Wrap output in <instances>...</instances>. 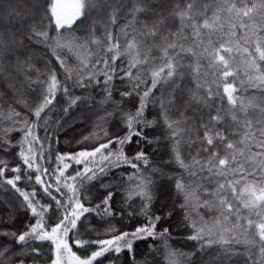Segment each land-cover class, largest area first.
Masks as SVG:
<instances>
[{
  "label": "snow or ice",
  "instance_id": "obj_1",
  "mask_svg": "<svg viewBox=\"0 0 264 264\" xmlns=\"http://www.w3.org/2000/svg\"><path fill=\"white\" fill-rule=\"evenodd\" d=\"M249 2L214 0V3L205 4L204 12L213 7L216 10L212 23L205 20L202 25L192 22L195 0L185 8L176 10V15L180 18L182 28H193L194 40L203 41V30H222L221 17L227 14L229 31L231 36H235L237 23L241 29H245V20H254L258 13H264V0L259 4L251 3V6H248ZM2 3L3 0H0ZM123 3L124 0H76L70 16L59 11L63 7L60 0H55L50 9H44L46 13H51L49 19L54 20L58 31L70 29L77 22L88 20L93 12L96 14L89 25L93 37L90 44L98 49L95 53L90 52V57L96 60V64L90 65L83 57L79 58L83 71L89 67L96 68V71L87 72V75L80 74L77 79H73L66 62L56 53L57 48L70 45L57 43L52 49V55L65 70L67 80L72 81L71 86L60 81L54 68L48 69L49 75L45 80L42 79L43 73L34 67L29 49L34 42L42 43L50 39L49 33L39 31L36 23H27L28 20L35 21V15L28 14L25 9H13L8 13V18L15 15L19 21L15 31L11 27L7 30L0 28V80L9 81L14 94L27 92L39 100L35 108L25 99L17 100V103L30 109V114H21L11 109L9 119L13 127L6 129L4 138L0 139V152L5 156L19 148L13 156V160L18 159L19 162L13 166L9 167L8 159L0 158V189L14 190L18 194L19 202L14 210L27 217L17 227V215L5 219L4 212L0 211V264H34L42 253L38 246L30 245L44 241L53 246L54 258L51 264H65L66 256L69 264H103L105 260L108 264H148L146 257L140 258L139 242L168 238L169 227H163L160 231L157 228L174 214L175 205L169 208V198L173 194L177 199L182 196L184 204L180 206L187 207L191 199L200 200L198 192L211 197L203 200L201 206L215 209L220 215L211 227L207 224L198 227L195 221L192 222L194 231L188 239L199 242V248L182 254L189 257L190 264H196L197 253L200 254L201 264H233L234 259L238 264H264V119L253 121L248 118L250 111H259L261 117H264V105L253 104L251 101L245 103L236 95L237 88L227 82L229 78L234 80L237 75L231 70L234 63L233 49L221 44L219 48L210 51L209 37V47L204 48V54L210 58L208 72L214 78L207 88L197 82L191 100L183 101L185 107H189L193 101L197 104L202 102L209 109L208 119L201 118L200 122L187 118L173 120L170 112L178 107L183 97V85L177 81H182L184 77L183 66L178 63L177 56L170 55V52L176 51L181 36L177 32L162 37V45H156L161 48V64L158 68L153 67L155 59L150 61L146 56L140 58L141 41L133 36L127 40L126 45H121L120 35L127 37L128 33L123 29L120 34L111 30L118 22L119 6ZM42 8L37 0L30 12L38 14ZM143 11L144 8L135 7L132 10L133 18ZM163 24L164 20L155 22L144 35L156 37ZM98 28L103 29L99 36L96 35ZM88 46V43L83 45L86 48ZM196 46L193 44L187 49L181 46V51L196 56ZM242 52L253 57L247 63L261 73L254 79L264 88V67L257 63V54L258 60L264 62V41L257 40L254 53L248 47H244ZM5 57H15V61L9 59L6 63ZM125 57L129 58L127 65H123ZM118 62L122 66L118 67ZM188 67L193 69L199 81L200 59L197 58L194 68L192 65ZM33 72L36 73L35 79L32 78ZM100 75L103 81L98 78ZM146 77H150V85ZM117 79L127 80L129 87L119 93V99H114ZM17 81H20L19 88L16 86ZM220 84H223L222 94ZM141 85H144L143 91ZM169 85L172 86L170 92L163 90ZM73 88L85 92L91 88L93 91L86 96L72 97ZM96 89L100 90L102 97L99 101L95 99ZM157 89H162L159 97L155 95ZM201 90L206 92V96L199 95ZM61 91L69 98L67 107L63 109L65 116L79 104H88L89 110L95 105V111H104V115L97 118L98 127L112 122L127 131L123 136L109 138L106 143L91 150L85 148L74 153L57 152L56 166L50 172V162L49 167H43L46 162L43 144L44 139L54 138V132H49L45 127L46 136L42 139L36 130L40 120H44L46 126L49 124L44 114L59 102L58 93ZM260 95L264 96V91ZM225 97L229 105L227 110L222 106ZM217 99L221 107L213 115L212 105ZM108 104L112 106L111 111L104 107ZM153 109L158 111L149 119L148 113ZM30 116L35 117L31 122ZM84 118H88L87 112ZM226 120L229 121L227 124L224 123ZM56 125L62 126L63 119L56 121ZM241 128L244 131L242 139L238 142L230 140L229 136L238 134ZM13 131L23 133L15 143L10 136ZM104 135L108 136L107 131ZM89 139L91 137H84V141ZM80 143L82 141H77V144ZM133 144L139 150L130 156L125 146ZM113 145L117 146L115 150L112 149ZM253 145L257 149L255 152L251 150ZM153 146L150 154L147 149ZM193 148L196 153L191 160H187ZM153 157L158 163H153ZM248 163L254 165L251 171L246 167ZM72 164L82 167L68 175ZM121 165L133 169L128 179L135 183L126 190L123 206L117 210L113 205L116 193L111 190L117 185L103 183V179L112 169ZM186 177H190L192 183H185ZM33 180L34 186L28 190ZM197 180L207 183H196ZM22 181H27L25 188L18 186ZM213 181L214 188L211 187ZM97 184L106 194L99 203L86 206L85 202L91 204V200L96 198L93 189ZM41 194L48 198V203L43 202ZM134 199L140 200L138 212L131 204ZM157 204L159 207H156ZM242 208L249 210L250 215L242 216ZM93 213L99 217L98 220H89L86 216ZM125 215L129 219L143 216L146 223L131 230H121L112 221L117 216L123 220ZM86 220L89 228L97 232V238L73 240L71 234L80 237V228ZM100 228L103 229L102 233ZM101 235L105 238H100ZM70 240L77 248L94 246L95 250L81 258L72 251ZM235 245H243V251L236 249ZM148 247L151 249L153 245ZM213 247H218L219 251L211 253L209 250Z\"/></svg>",
  "mask_w": 264,
  "mask_h": 264
},
{
  "label": "trees",
  "instance_id": "obj_2",
  "mask_svg": "<svg viewBox=\"0 0 264 264\" xmlns=\"http://www.w3.org/2000/svg\"><path fill=\"white\" fill-rule=\"evenodd\" d=\"M37 2V0H3V3L0 4V15L3 16V19L0 20V28L5 30L11 27L12 31H15V26L19 24V21L13 15L11 19L8 18V13L13 9H25L28 14L35 15V21L28 20V24L36 23L39 31H47L49 33L50 39L47 42L42 43H33L32 47L29 49V53L32 55V63L36 69L43 73L42 79H47L49 72L48 69H55L58 73V78L62 83L67 82L71 86L72 81L67 80V74L65 70L60 67L59 63L55 60L52 55V49L56 47L57 43L60 45H70L60 47L56 49L57 55H60L61 58L66 62L67 69L70 70L73 79H77L80 74L87 75V72L96 71V68L89 67L87 71L82 70V65L80 62V57H83L89 62L90 65H95L96 60L90 57V52L95 53L98 49L97 46L91 45L90 41L93 38L89 29L91 19L95 17V13L91 14V17L88 20H82L73 25L70 29L65 28L64 30L58 31L55 28L54 20H50V12H45L44 9H50L52 3L55 0H39V3L42 4L43 8L38 14L31 13L30 10L32 6ZM76 2V0H75ZM193 2V0H124V3L120 5L121 8L119 12L118 22L111 27V30L120 34L123 29L128 33L127 37L120 35L121 45H126L127 40L132 39L133 36L137 40L141 41V59H144L145 56L151 61L155 59L156 63L153 67H159L161 64L160 57L162 55L161 48L156 47V45H162V37L168 36L170 33H179L181 40L175 52H170V55H176L177 61L183 66V80H178L177 83H182L183 85V97L182 101L177 108H174L170 112V116L173 120H180L182 118L191 119L194 122H200L201 118L203 120L208 119L209 109L203 105V103L197 104L193 101L189 107H185L183 101L191 100V93L196 90V83L199 82L204 85L205 88L208 87V84L213 80V76L208 72V66L210 58L204 54V48L209 47V37L211 39V46L209 50L211 51L214 48H219L221 44L225 46H231L233 49V58L234 63L232 64L231 70L236 72L237 75L235 79L229 78L227 82L233 83L237 88L236 95L239 96L245 103L251 101L253 104L264 105V96L260 95L264 88L260 87V82L254 78L261 75V73L255 71L253 68L249 67L247 63L252 56H249L247 53H243L242 49L248 47L250 52H255V45L257 40L264 41V13H258L254 20H245L244 23L247 25V28L241 29L237 23L235 29V36H231L229 31L228 23L229 17L227 14H222L220 23L223 24L222 30L212 31L209 29H204L203 33L205 38L203 41L194 40V30L192 27H183L178 15H176V10L183 9L187 6L188 3ZM261 0H250L248 6H251V3L259 4ZM196 7L193 12V23L202 25L205 20H208L209 23H212L214 18L215 8H209L206 12L203 11L205 4L214 3V0H195ZM240 6V5H238ZM135 7H142L145 11L137 13L135 19L132 15V10ZM160 20H164V24L158 30V35L156 37H149L144 35L147 31L152 29V25ZM131 22V23H130ZM146 25V27H145ZM127 26V27H125ZM103 31L102 28H98L96 35L99 36ZM19 36V34L17 33ZM187 38V39H184ZM86 43L89 46L83 47ZM193 44L197 46L194 48L196 56H193L191 53L181 51V46L184 49L192 47ZM80 45L81 47H77ZM238 48L240 49L238 51ZM197 58L200 59V68L201 73L199 81L193 71L188 66L192 65L195 67ZM11 59L15 61V57H5V62ZM23 59V57H21ZM128 57L123 59V65H127ZM257 63L261 64V67H264V62L258 60L257 54ZM122 66L118 62V67ZM100 67V66H97ZM36 73H32V78L35 79ZM252 77L253 79H250ZM103 81V76L98 77ZM23 78L21 77L20 80ZM147 84L150 85V77H146ZM243 82V83H241ZM20 81L16 82L17 88H19ZM253 85H256L255 87ZM214 86V85H213ZM26 87V86H25ZM128 81H121L117 79L115 81V91L114 99H119V93L121 91L128 90ZM220 92L223 93V84H220ZM172 86H166L165 91L170 92ZM144 90V85H141V91ZM162 89L155 90V95L160 96ZM93 90L90 88L88 92H85L79 88H73L71 90V96H86ZM100 90L96 89L95 99L96 101L101 100V95L99 94ZM199 95L206 96V92L201 90ZM25 99L31 103L32 108H35L36 104L39 103V100L35 98L34 95H31L27 92H22L19 94H14L12 91V84L7 80H0V139L4 138L5 130L12 128L13 123L9 119L10 110L15 109L16 112L21 114H30V109H26L22 104L17 103L19 99ZM58 103L48 112L44 114L45 118L49 120V124L46 126L44 120L39 121V127L36 130V134L39 135L42 139L45 138L46 132L45 127L48 128L49 132H54V138L44 139L43 148L45 151V163L43 167H49V162L52 167L49 168L51 172L56 166V153H74L82 149L91 150L93 147L98 146L101 143H106L107 139L113 138L117 135L123 136L126 133V129H122V126L116 123L109 122L108 124H103L97 126V118L104 115V111H95V105L92 110H89L88 104H79L72 108V110L65 116L63 109L67 107L69 98L66 97L63 92L58 93ZM223 108L228 109L229 105L227 98L223 100ZM108 111L112 110L111 104L105 105ZM221 107V102L219 99L215 101L212 105V114H216V109ZM158 109H153L148 113L149 119L152 116L156 115ZM87 112V119L84 118V113ZM253 121L264 119L261 117L259 111H250L248 117ZM35 117L30 116V122L34 120ZM63 119V125L58 127L56 121ZM229 121L226 120L224 123L227 124ZM223 127V125H221ZM107 131L108 136L105 137L104 133ZM95 134V135H93ZM22 132L13 131L11 136V141L15 143L20 140ZM202 135V132H201ZM244 131L241 128L239 133L236 135L229 136V139L238 142L242 139ZM84 137H91V139L84 141ZM58 138V139H57ZM77 141H82V143L77 144ZM243 145H241L242 147ZM116 145L112 146V149H116ZM152 148H148L147 151L151 154L153 151ZM39 146H37V149ZM139 149L135 145H126L125 151L128 155H133ZM252 152L257 151L256 147L253 145L251 148ZM19 151V148H15L11 151V154L5 156L3 152H0V158L8 159L10 161L9 167L13 166L15 163H18V159L13 160V156L16 152ZM185 152L188 153V149L185 148ZM196 153L195 148L191 149V154L187 155V160H191L192 156ZM50 155V161H49ZM153 163H158V161L153 157ZM78 166L72 164V167L68 169V175H72L78 168ZM248 170L251 171L253 164L248 163L246 165ZM133 172V169L126 165H121L118 168L112 169L106 177L103 179V183L106 184H115L117 187L111 189L116 193L113 205L117 210L123 206L124 194L127 189L131 187L135 181H129L128 177ZM9 175H13L9 173ZM34 177V173H33ZM231 178V177H230ZM238 178V177H237ZM27 181H22L18 186L25 188ZM185 183H192L190 177H186ZM196 183H207V181L197 180ZM34 186V180L32 184L28 185V190ZM211 187H215V181L212 182ZM244 187V185H240ZM93 194L96 198L91 200V204L86 203V206H93L100 202V199L103 198V195L106 194L102 189H99V184L93 189ZM197 195L200 196V200L197 201L195 198L191 199L187 207H181L180 205L184 204V199L181 196L179 199L176 198L175 194L169 198L168 204L169 208H172L175 205L174 214L167 220L166 223H162L157 231H160L163 227H169L170 232L167 239H148L147 241L139 242L140 249V258H147L148 264H190L189 257L182 255L183 253H189L197 250L199 248V242L189 240L188 237L193 234V228L191 224L193 221L197 223V226H203L207 224L211 227L214 223L216 217L220 214L215 209L209 210L208 208L202 207L203 200L211 199L207 194L203 192H198ZM44 203H48V198L41 197ZM22 199V198H19ZM18 194L14 190L10 189H0V211L4 212V218L7 219L11 215H17L19 217L17 221V227L20 226L22 221L26 220L27 217L23 213L15 212V206L18 203ZM132 207L139 211L140 200L134 199L132 202ZM11 205V208L9 207ZM159 207V204L156 205ZM130 210V209H128ZM168 209H166L167 211ZM242 216H249V210L241 209ZM254 218V213L252 214ZM89 220L95 219L98 220L99 217L93 214H86ZM35 222L34 220L32 221ZM234 222V218H233ZM50 223H54L51 221ZM118 228L121 230H131L144 223L146 220L143 216H135L131 219L125 215L123 220L119 216L115 217L112 221ZM230 226V225H229ZM99 231L102 233L103 229L100 228ZM81 236L77 237L75 234L72 235V239L82 238L84 240H92L97 238V232L89 228L88 220L85 221L84 226L80 228ZM100 238H105L103 235ZM243 239V236H241ZM70 246H72V251L76 252L81 258H85L90 254L91 251L95 250V247L87 248H77L72 244V241H69ZM148 245H153L150 249ZM38 246L42 255L34 261V264H51L53 256V246L50 242H36L34 245ZM236 249L243 251V245H235ZM211 253L219 251L218 247H213L209 250ZM207 256H205V260ZM196 264H201L200 254L197 253L195 257ZM65 264H69L67 256L65 257ZM103 264H108L107 260ZM233 264H238L234 259Z\"/></svg>",
  "mask_w": 264,
  "mask_h": 264
},
{
  "label": "rangeland",
  "instance_id": "obj_3",
  "mask_svg": "<svg viewBox=\"0 0 264 264\" xmlns=\"http://www.w3.org/2000/svg\"><path fill=\"white\" fill-rule=\"evenodd\" d=\"M60 3L63 5V7L59 9L61 14L70 16L71 12L74 10L72 6L75 4V0H60Z\"/></svg>",
  "mask_w": 264,
  "mask_h": 264
}]
</instances>
